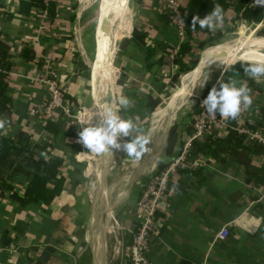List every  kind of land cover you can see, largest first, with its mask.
<instances>
[{
	"label": "crops",
	"instance_id": "1",
	"mask_svg": "<svg viewBox=\"0 0 264 264\" xmlns=\"http://www.w3.org/2000/svg\"><path fill=\"white\" fill-rule=\"evenodd\" d=\"M55 1L59 7L53 20L49 15L44 18L32 0H4L2 5L6 10L0 11V39L9 42V58L15 62L8 78L11 115L0 112V132L11 136L22 129L30 134L32 143L48 141L54 144L56 154L67 156L61 172L67 176L69 183V187L63 189L49 205L24 204L23 194L30 179L27 175L16 179L13 189L0 190V264H31L35 260L37 263L47 245L55 247L47 264H108L105 263L107 247L104 242L106 234L114 228L119 234L118 237L116 235L114 249L119 251L124 247L125 258L126 242L130 237L128 228H133L136 223L139 179L151 169L144 168L150 166L147 164L116 174L117 168L112 166L98 170L86 168L84 162L75 159V153L81 149V144L76 143L81 130L78 121L63 116L62 131L54 135L44 130L42 117L33 112L36 104L43 106L47 100V80L57 82L71 93L75 101L68 100L77 108L90 99L94 100L97 108L100 102L101 106L102 103H111V100H106L105 86L108 84L100 80L105 71L102 70L103 74L101 72L97 78L88 62V54L93 51L96 62L101 65L102 57L108 51L109 43L103 40L107 21L100 22L99 16L92 27L87 19L89 11L86 7H79L85 0ZM128 13L131 28L119 38L118 44L116 40L117 48L112 49V57L116 56L114 62L111 57L110 79L112 84L113 72L116 71L114 89L112 84L114 108L118 111L123 108L119 104L121 97L133 102L136 99L141 101L148 92L153 94L155 109L150 115L135 121L136 135H148L147 126L153 124V120L160 125L167 124L180 110L188 109V113L192 114L182 116L178 122L182 140L190 132L191 116L195 111L192 108L202 90L197 84L202 82L204 70L217 57L207 53L215 48H221L225 53L231 45H211L213 30H195V39L204 41V44L199 46L197 41L194 43L185 56V61L192 68L173 81L172 76L179 71L174 57L180 37L175 18L165 7L164 0H134L132 14ZM227 13L223 15V20ZM135 27L147 33V43L154 51L149 58L145 47L133 40L126 47L121 46L124 38L132 36ZM217 29L220 35L222 30ZM26 41L35 48V61H26L21 55ZM114 50L116 55H113ZM148 62L152 66L146 70ZM81 63L90 70V78L85 77ZM121 78H124L123 83L119 82ZM250 89L252 106L249 111L253 116L261 110L256 103L257 92ZM192 96H196V101ZM162 108L166 112L164 119L159 120ZM90 109L81 113L82 120L92 118L93 121ZM169 136L170 129L163 128L166 144H163V151L157 150V153L164 164L171 158L166 153ZM72 145H76L78 150L73 151ZM118 150L113 149L112 154L118 156ZM123 154L126 156L125 151ZM73 158L84 168H72ZM252 161L261 165L263 157L252 155ZM80 170L85 181L74 185L72 174ZM94 175L95 183L90 188L88 182ZM114 175L117 176L114 178ZM89 189L93 192L92 196ZM102 200L105 204L101 203ZM158 217L161 231L150 240L151 264H264V182L249 179L243 165L233 160L221 162L213 159L195 171L182 170L173 174L168 196ZM111 224L114 226L109 229ZM223 227L230 229V235L223 240L215 239L216 233Z\"/></svg>",
	"mask_w": 264,
	"mask_h": 264
},
{
	"label": "trees",
	"instance_id": "2",
	"mask_svg": "<svg viewBox=\"0 0 264 264\" xmlns=\"http://www.w3.org/2000/svg\"><path fill=\"white\" fill-rule=\"evenodd\" d=\"M33 5L37 9H45L48 11L50 19L53 20L58 12L59 3L55 0H32ZM215 4H219L223 9V15L228 11L233 12L231 20H245L248 23L264 22V9L261 5L256 4L255 0H190L186 7L182 8V19L185 24L187 38L180 47V50L174 57L175 63L179 66V71L172 76V80L176 81L182 72L192 68L185 61V56L191 51L196 39L193 35L194 31L199 29L209 31L208 29H200L199 25L192 28V17L194 15H206L212 10ZM219 34V33H217ZM259 34L264 36V24L259 29ZM147 33L142 29L135 27L130 38H124L121 42L122 47H126L130 40H133L141 47H145L147 56L154 53L153 47L148 45ZM211 37V36H210ZM199 46H203L204 41H197ZM10 44L4 39H0V112L7 116L11 115V97L8 94V78L9 73L15 67V62L9 58ZM22 57L26 61H35L36 51L28 41L21 51ZM147 58V59H148ZM246 61H236L230 66H214L208 80L201 90L200 97L204 99L213 85H217L219 80H227L229 77L244 82L248 87L253 88L257 92L256 103L261 110V119H257V123L264 121V77L260 78L258 83L256 80L249 78L244 73V65ZM214 63L213 65H216ZM152 63L148 62L145 69H150ZM85 77L90 78V70L81 63ZM80 72V71H79ZM119 82L123 83L124 78ZM163 87V85H162ZM65 97L70 101H75L71 93L65 91ZM143 101V102H142ZM154 96L151 92L144 94L141 98L130 101L126 108L120 109V114L124 119L137 121L145 116L150 115L154 111ZM141 103V104H140ZM192 113H188L190 115ZM228 129L223 135H219L214 140L196 141L195 145L198 152L209 153L213 159H219L221 162L233 160L245 168L249 179L256 178L258 182H264V145L253 140H245L243 134L237 130V119L226 120ZM61 121L48 119L44 123V130L49 134L59 135L62 131ZM191 131V128H190ZM181 135L178 126L174 125L170 131V139L167 144L166 153L173 157L181 147ZM55 145L51 142H35L30 141V134L25 130H18L11 136H5L0 132V190H11L14 188V181L20 176L27 175L30 177L28 184L24 190V204H45L49 205L54 198L61 193L63 189L69 187L67 176L61 172V168L66 163L67 156L53 154L46 157L44 152L54 149ZM73 151L78 150L76 145H72ZM252 155L263 157V163L256 165L252 161ZM72 168H84L74 158L71 160ZM159 166H164L161 161ZM81 170L72 174V184L79 185L85 179L80 175ZM74 190V189H73Z\"/></svg>",
	"mask_w": 264,
	"mask_h": 264
},
{
	"label": "built area",
	"instance_id": "3",
	"mask_svg": "<svg viewBox=\"0 0 264 264\" xmlns=\"http://www.w3.org/2000/svg\"><path fill=\"white\" fill-rule=\"evenodd\" d=\"M3 1L4 0H0V11L6 10L2 5ZM189 1L190 0H164L165 7H168L170 15L175 18V25L180 37L178 46L175 49V54L178 52L180 45L187 38L185 24L182 19V8L186 7ZM261 6L264 9V5ZM39 12H42L44 18H48L47 10L40 9ZM1 36L2 33L0 32V37ZM47 82L49 83L47 100H45L43 106L36 104L33 112L41 116L44 123L48 119L61 121L63 116L76 119L77 112L80 118L84 107L83 109L77 108L76 105L72 103L73 101L70 102L65 97V89L57 82L48 80ZM202 100L203 99L199 97L195 111L191 116V131L182 139L180 149L164 164V166H159L161 161H159L157 165L153 164L149 172L145 173L139 179L140 195L136 203L137 217L135 226L131 229L128 228L130 237L126 242L127 254L125 257V264L152 263L150 258V240L161 231L158 212L161 209L163 201L168 196L170 181L173 174L182 170L195 171L209 160H213L209 153L198 152L195 143L200 140H214L219 135L226 133L228 129L227 121L222 119L218 112L216 117L207 115L206 110L201 106ZM251 106L242 107L237 117V130L244 135L245 140L257 141L264 145V121L262 123L256 122L257 119H261L262 117L261 111L252 116L249 111ZM76 141V143H81L79 139H76ZM53 154H56L54 149L44 152L46 157ZM89 158L88 153L82 148L75 153L76 160L84 162L86 168L94 169V165ZM95 170H97V168H95ZM88 186L90 188L93 187V181L91 179L88 182ZM229 235L230 229L228 227H223L216 233L215 239L223 240ZM15 251L16 249L13 250V252ZM35 263L36 260L31 264Z\"/></svg>",
	"mask_w": 264,
	"mask_h": 264
},
{
	"label": "clouds",
	"instance_id": "4",
	"mask_svg": "<svg viewBox=\"0 0 264 264\" xmlns=\"http://www.w3.org/2000/svg\"><path fill=\"white\" fill-rule=\"evenodd\" d=\"M255 3L264 5V0H255ZM222 19L223 9L219 4H215L206 15H194L191 27L195 28L199 25L200 29L211 31L220 26ZM240 61L248 62L243 66L245 75L259 83L260 78L264 77V60L241 59ZM207 80L205 79L197 85L203 88ZM217 84L218 86H212L201 101V106L206 110L208 116L216 117L218 112L222 119L235 120L242 107L251 106V89L246 83L229 77L227 80L218 79ZM129 103L127 97L119 99V104L124 108ZM97 115V123H92V118L91 120H79L78 118V123L82 126L79 131V141L87 149L86 152L108 155L112 154V149H123L126 156L139 159L146 151L149 138L147 135L134 134L137 129L134 121L122 118L120 112L111 103H102V107L97 110ZM130 134L132 135L131 140L121 142V135L127 137Z\"/></svg>",
	"mask_w": 264,
	"mask_h": 264
},
{
	"label": "rangeland",
	"instance_id": "5",
	"mask_svg": "<svg viewBox=\"0 0 264 264\" xmlns=\"http://www.w3.org/2000/svg\"><path fill=\"white\" fill-rule=\"evenodd\" d=\"M119 1L120 0H88V1L85 0L83 2V4L81 6H79V7H86V9H87L86 11H89L88 14H87V15H89V18H87V19L90 21V24L93 27L97 23V21L99 20V16H100V13H101V10H100L101 5L102 4H104V5L106 4V6L104 7L105 15H104L103 19H104V21L105 20L107 21V23H105V24L108 25L107 29H106L107 31L105 33H109L110 32V25H113L111 27H114V26H116L114 24L118 23L119 20L121 21V19L119 17H118V21H117V19H113V14L110 11V3H111V7L113 9H115L118 6ZM125 2L126 3H124V7H126L127 11L128 12L130 11L131 14H132L133 7H134V0H125ZM232 15H233V12L228 11V13L226 14V18H224V20L225 19L226 20L224 21L222 19L221 24L218 27V28H220L222 30V32H220V35L217 34V30H218L217 28L213 30V32L210 35L211 36L210 37L211 45L217 46V45L224 44V43L225 44H232L233 42H236V41H238L240 39L247 38L249 43H248V46H246L244 48L245 50H247V49L254 48L257 45V43H260L264 39V36H261L259 34V29L263 26L264 22H261V23H248L245 20H236L235 22H233L231 20V16ZM120 21H119V23H120ZM122 23H123V26H122L123 30H122V33L120 34V36L117 39V44H118L119 38H121L123 35L128 33V28L129 27L131 28V24H132L131 23V19H128L125 22L122 21ZM89 32H90V29L87 30L88 36L90 35ZM101 32L104 33V31H101ZM105 33H104V36H103L104 38H105V36L106 37L108 36V34H105ZM98 34H99V32H98ZM258 37H259V39H256L255 40L256 42L255 41H251L253 38H258ZM261 37H263V38H261ZM91 38L93 39V36ZM212 41H214V42H212ZM211 47H213V46H211ZM113 48H117V47L112 45L109 42L108 50L111 51ZM88 56H89L88 57L89 58L88 62H89V64L91 66H93V64L96 63V58L94 56V52L90 51ZM112 58H113V62H114V59L116 60V56L112 57ZM214 63H217V64L213 65ZM222 64H224V63H221V62L216 61V60L211 62V64H209L207 69L204 70L201 81H203L205 79H208L209 73H210L211 69L214 66H218L219 67ZM115 72L116 71L113 72L114 76L112 78V80H113L112 81L113 89L115 87V83H114L115 82V78H116V73ZM107 91H108V89H107ZM108 92L106 94L107 98H108ZM113 93H114V90H113ZM197 94H198V92L195 93V95H197ZM110 99L111 98L109 97L106 100L110 101ZM192 99L194 101H196V96H192ZM113 100L115 101V97L114 96H113ZM89 101H88L89 103L87 102V104H85L86 103L85 102L82 105H80L81 109H83V107H84V110L81 113L89 111V109L92 107L90 109V112L92 111L93 115H94V117H93L94 119H93L92 123H97L98 122L97 110H98L99 107L98 108L96 107V105L94 104V100L90 99ZM108 103H110V102H108ZM196 104L192 108V110L195 109V107L197 106ZM157 111L154 113L155 115L157 114ZM186 114H188V109L180 110L175 115L173 120H171V122H168L167 124L166 123H162L160 125L159 123L158 124L154 123V120H153V124H149L147 126L148 127V135L147 136L149 138V142L146 145V151H144L142 153V155H141V157L139 159H135V158H132V157L124 156V154H123L124 150L123 149H119L118 150V153H119L118 156H115L113 154L96 155V154H93V153H90V152H86L87 149L84 147V145L82 143H80L81 144L80 146L86 153H88V155L90 157L89 160H91V162L94 165V168H97V170L99 168H107V167L110 168L112 166V168H117L116 174H119L120 172H123V171L128 172V170H130L131 168H135V167L137 168V166H140V165L150 164V166H146L144 168H151V167H153V164L157 165V163L160 160H162V157L160 158L158 156L157 150L162 152L163 151V144H166V140L163 141V128H167V130L170 129V131H171L173 125L176 123V126H178V124H179L178 122H180L182 116H185ZM76 116H77L76 119L78 120V118H79L78 112L76 113ZM79 119L82 120L81 115H80ZM186 120H188V119H186ZM154 127L156 128L155 130L153 129ZM131 139H132V135L131 134L129 136H127V137L122 136V135L120 137L121 142L129 141ZM168 140H169V138H168ZM167 144H168V141H167ZM111 151H113V149ZM113 161H114V163H113ZM115 176H117V175H114V178H115ZM95 178H96L95 175L93 177H91V180L93 181V186H94V183H95ZM91 191L92 190H90V192H89L90 196H92V193H93ZM111 226L112 227H109V229L113 228L114 224H111ZM116 235H117V237L119 236V234L116 233V229L114 228V231L111 230V232L106 234L107 239L105 237V242L103 241L106 244V247H107V260L105 261V263H108V264H124V262H125V258H123L124 257V247H121L119 251H115V249H114L116 244H117ZM122 249H123V255H122ZM113 254H115L114 257H113Z\"/></svg>",
	"mask_w": 264,
	"mask_h": 264
},
{
	"label": "bare ground",
	"instance_id": "6",
	"mask_svg": "<svg viewBox=\"0 0 264 264\" xmlns=\"http://www.w3.org/2000/svg\"><path fill=\"white\" fill-rule=\"evenodd\" d=\"M124 3H126L125 2V0H120L119 1V4H118V6L115 8V9H113L112 7H111V3H110V11L112 12V14H113V19H117V21H118V17L121 19V17H122V15L124 14V12L125 11H127V9H126V7H124ZM106 6V4L104 5H102V12H101V18H100V22H104V19H103V17H104V15H105V12H104V7ZM126 9V10H125ZM125 10V11H124ZM120 21V20H119ZM119 21H118V23H116V24H114V25H116V26H114V27H111V26H113V25H110V32L108 33V36L106 37L105 36V38L103 37V40H107L106 42H110L112 45H114V46H116V40H117V38L119 37V35H120V33H121V30H122V26H123V23H122V21H120V23H119ZM99 31H101L100 29H99ZM102 33H100V35H101ZM261 38H263V37H261ZM256 39H259V37L258 38H253L251 41H255ZM231 42V41H230ZM256 42V41H255ZM248 39L247 38H243V39H240V40H238V41H236V42H233L232 44H230L231 45V48H230V50L228 51V52H222V49L221 48H215V49H212V50H210L208 53H207V55H211L212 57L216 54L217 55V57L215 58L216 59V61H219V62H221V63H224V64H226V65H230V64H233L234 62H236V61H238V60H241V59H253V60H255V59H260V60H264V39L260 42V43H257V45L254 47V48H251V49H247V50H245L244 48L246 47V46H248ZM102 44H104V43H102ZM104 45H106V44H104ZM224 45H225V43H224ZM100 47H98V49H99ZM108 48V47H107ZM210 49V48H209ZM208 49V50H209ZM106 50H108V49H106ZM206 52V51H205ZM98 54H100V53H98ZM101 55V54H100ZM102 57V56H101ZM111 57H112V50L110 51V50H108L107 51V53L105 54V56H104V58L102 57V60H101V65L100 64H98V61L96 62V64L94 65L93 64V66H92V69H93V71H94V74H95V76H97V78H99V74L102 72V74H103V71L102 70H104L105 71V74H104V77H103V75H102V79H100V80H103V83L104 84H107V82L108 81H110V79H111ZM204 57H206L205 55H204ZM208 57V56H207ZM207 59V58H206ZM204 60V59H203ZM202 60V61H203ZM201 64V63H200ZM204 64V63H203ZM199 66V65H198ZM201 66V65H200ZM199 72V71H198ZM191 73V72H190ZM193 73V72H192ZM190 77V76H189ZM101 78V77H100ZM188 79H190V78H188ZM198 79V78H197ZM196 80V79H195ZM198 81V80H197ZM187 82V81H186ZM196 82V81H195ZM99 84V83H98ZM97 85V84H96ZM100 86V85H99ZM106 87V86H105ZM99 89H100V87H99ZM101 90V89H100ZM184 92V91H183ZM100 93H102L101 91H100ZM99 93V94H100ZM109 93V92H108ZM105 94V93H104ZM107 94V93H106ZM191 94V93H190ZM101 95V94H100ZM97 97H98V95H97ZM96 97V98H97ZM103 97H105V96H103ZM176 97V96H175ZM105 100V99H104ZM103 100V101H104ZM173 104V103H172ZM164 105V104H163ZM99 107H102L101 106V102H100V104L98 105ZM170 106V105H169ZM166 107V106H165ZM164 108V107H163ZM163 108L159 111V114H160V118H159V120H161V119H164L163 118V116H164V113L166 112V111H164L163 110ZM169 118V117H168ZM159 120L157 121V122H159ZM163 122V121H162ZM166 126V125H165ZM156 139V138H155ZM138 167V166H137ZM131 174V173H130ZM133 178V177H132ZM132 180V179H131ZM120 195V194H119ZM101 203H103V200H102V202ZM103 204H105V203H103ZM101 205V204H100ZM97 207V206H96ZM100 207V206H99ZM104 209V208H103ZM97 210V209H96ZM97 231V230H96ZM100 239V238H99ZM101 243V242H100ZM97 244V243H96ZM97 246V245H96ZM95 246V247H96ZM102 246V245H101ZM97 249V248H96ZM98 251H100V250H98ZM102 251V250H101ZM96 253V252H95ZM97 256V255H96ZM99 256V255H98ZM99 257H101V256H99ZM98 257V258H99ZM98 262V261H97ZM100 263V262H99Z\"/></svg>",
	"mask_w": 264,
	"mask_h": 264
},
{
	"label": "water",
	"instance_id": "7",
	"mask_svg": "<svg viewBox=\"0 0 264 264\" xmlns=\"http://www.w3.org/2000/svg\"><path fill=\"white\" fill-rule=\"evenodd\" d=\"M129 17V13L128 12H125V14L123 15L122 17V21L125 22ZM117 54V51L114 50L113 51V55H116ZM107 87L106 88V91L108 89L109 93H108V98L110 97L111 99V104L113 107H115V104L113 103V91H112V84H111V80L107 82ZM107 91V92H108ZM115 150V149H114ZM55 251V247L53 245H47L45 247V249L42 251V253L40 254L39 258H38V261L36 264H47L50 257H51V254L52 252Z\"/></svg>",
	"mask_w": 264,
	"mask_h": 264
}]
</instances>
